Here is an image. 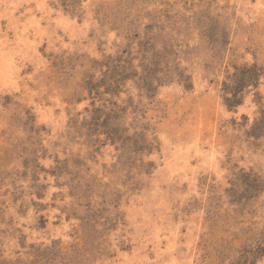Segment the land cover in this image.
<instances>
[{
  "label": "rangeland",
  "instance_id": "rangeland-1",
  "mask_svg": "<svg viewBox=\"0 0 264 264\" xmlns=\"http://www.w3.org/2000/svg\"><path fill=\"white\" fill-rule=\"evenodd\" d=\"M0 264H264V0H0Z\"/></svg>",
  "mask_w": 264,
  "mask_h": 264
},
{
  "label": "trees",
  "instance_id": "trees-1",
  "mask_svg": "<svg viewBox=\"0 0 264 264\" xmlns=\"http://www.w3.org/2000/svg\"><path fill=\"white\" fill-rule=\"evenodd\" d=\"M245 72H247V75H246V79H241V82H245V83H252L254 82L258 75H257V70L254 69V68H250V69H246ZM242 74L244 75V71H242ZM248 76V77H247ZM240 78V77H239Z\"/></svg>",
  "mask_w": 264,
  "mask_h": 264
}]
</instances>
